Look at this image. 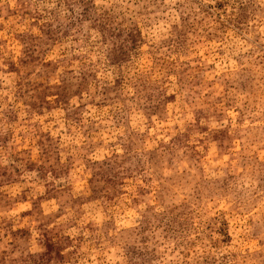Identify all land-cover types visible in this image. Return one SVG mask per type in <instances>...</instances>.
<instances>
[{
  "label": "rangeland",
  "instance_id": "374dc122",
  "mask_svg": "<svg viewBox=\"0 0 264 264\" xmlns=\"http://www.w3.org/2000/svg\"><path fill=\"white\" fill-rule=\"evenodd\" d=\"M0 264H264V0H0Z\"/></svg>",
  "mask_w": 264,
  "mask_h": 264
}]
</instances>
